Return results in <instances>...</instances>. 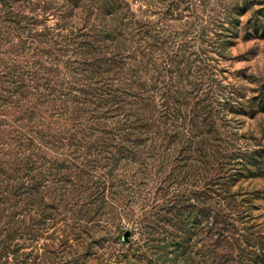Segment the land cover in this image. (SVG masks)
Here are the masks:
<instances>
[{
  "label": "trees",
  "instance_id": "16d2710c",
  "mask_svg": "<svg viewBox=\"0 0 264 264\" xmlns=\"http://www.w3.org/2000/svg\"><path fill=\"white\" fill-rule=\"evenodd\" d=\"M145 1L139 16L131 0H0V264H101L97 243L136 231L149 233L116 263L264 264V187L212 190L232 175L210 142L212 105H200L205 69L167 47L185 33L146 19L174 1ZM251 166L264 176L250 162L238 176ZM142 192L141 212L114 223Z\"/></svg>",
  "mask_w": 264,
  "mask_h": 264
},
{
  "label": "rangeland",
  "instance_id": "374dc122",
  "mask_svg": "<svg viewBox=\"0 0 264 264\" xmlns=\"http://www.w3.org/2000/svg\"><path fill=\"white\" fill-rule=\"evenodd\" d=\"M173 1L172 9L175 11H172V15H167L163 19L161 15L149 13L146 19L154 26L163 27V34L169 35L170 38L185 33L187 43L184 46L169 42L167 47H186L189 51H194L195 54L191 55L190 59L205 69L209 87L206 95L201 97L204 101H201L200 105H212L214 116L210 118V128L215 129L216 137L220 140L212 139L210 142L212 145L219 146V154L224 158L222 162L225 165L222 167L221 174L232 175L228 180H219V184L212 186V190L220 189V185L225 181L230 183L229 193L232 195L240 193L241 190L263 188L264 0H196L193 12L188 10V2ZM147 3L149 1L131 0L132 7L139 16L142 15L140 10L148 8ZM52 23L51 20L48 24ZM205 87H207L206 84ZM243 162L260 163L263 177H252L251 172L257 171L252 166L249 172L246 170L244 172L247 177L238 176ZM216 167L215 164L214 168ZM144 194L145 192L138 196L137 193L126 195L128 200L115 207L112 221L115 223L118 217L122 219L131 214L138 215L142 204L147 202L146 198H150H145ZM211 197L212 203L222 202L214 194H211ZM239 200L240 198L237 197L234 202L238 204ZM254 204L257 203L254 202ZM253 213L257 215L259 210H253ZM104 226L109 227L111 232L115 231V228H111L108 223ZM131 226V224L128 225V231ZM54 230L56 231L54 228H47L44 231L41 229L38 231L42 233V236L38 238L39 249L42 244L50 242V239L45 237L46 234L55 232ZM134 233L136 234L132 238H138L142 243L149 231H144L142 238L138 235L139 232ZM118 235L119 233L114 234V238L109 243L104 241L97 243L99 246L102 245V251L105 253L102 258L100 257L101 264H134L122 258L119 263L114 261L117 250L125 249L131 240L134 241L130 239L131 237L119 239ZM29 249L26 248L25 251ZM41 251L40 249L38 253H42ZM150 253L144 256L148 257ZM108 254L113 256L108 258ZM91 261L90 263L96 262V260Z\"/></svg>",
  "mask_w": 264,
  "mask_h": 264
}]
</instances>
